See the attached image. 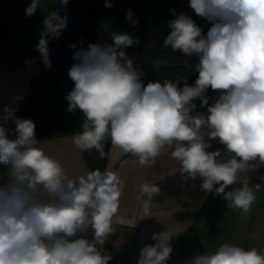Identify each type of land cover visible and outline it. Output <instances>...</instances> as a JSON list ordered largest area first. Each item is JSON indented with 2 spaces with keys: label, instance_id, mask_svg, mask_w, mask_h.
<instances>
[{
  "label": "clouds",
  "instance_id": "clouds-1",
  "mask_svg": "<svg viewBox=\"0 0 264 264\" xmlns=\"http://www.w3.org/2000/svg\"><path fill=\"white\" fill-rule=\"evenodd\" d=\"M69 0H59L66 6ZM105 7L113 5L105 3ZM194 13L211 22L206 35L186 14L167 21L169 34L162 48L195 57L198 73L194 85L181 79L143 82L145 73L125 49L140 43L128 33L113 31L111 42L90 43L76 49L68 71L74 82L66 95L68 111L83 114L81 131L72 142L81 151L95 149L104 158L105 142L149 165L170 150L186 178H202L206 192L223 196L226 207L248 220L256 203L255 191L242 181L250 169L264 164V0H189ZM47 8V0H30L31 17ZM133 26V12L126 22ZM67 27L58 10L44 16L36 45L46 68L51 67L48 44ZM82 42V40H81ZM167 59L154 62L159 70ZM219 93L207 115L192 113L206 93ZM17 109L5 106L0 115V264H109L112 256L102 251L113 233V218L120 208L124 181L111 172L94 170L69 178L61 163L38 145L35 123L18 118ZM15 125L14 138L6 127ZM225 145L208 151L206 141ZM256 162L255 164L252 162ZM261 185L257 183L255 190ZM145 217H151L157 184L141 185ZM93 233L89 239L86 233ZM176 234L153 233L154 244L140 249L137 264H167ZM101 246V247H98ZM188 264H264V250L224 242L214 251L194 256Z\"/></svg>",
  "mask_w": 264,
  "mask_h": 264
},
{
  "label": "crops",
  "instance_id": "crops-1",
  "mask_svg": "<svg viewBox=\"0 0 264 264\" xmlns=\"http://www.w3.org/2000/svg\"><path fill=\"white\" fill-rule=\"evenodd\" d=\"M87 48L86 42L76 49ZM69 49V52L76 50ZM36 50L35 39L25 44L14 41L0 44V61L6 65H18L25 55L33 56ZM35 74L33 65L16 70L0 68V115L4 107L18 109L19 105L31 99L30 79ZM219 93L214 91L208 105L192 113L207 115L208 106L214 104ZM9 122L6 127L9 130ZM10 138H14L10 135ZM71 135L38 139L44 152L58 160L69 178L76 179L92 170L85 160L90 156L93 162L100 157L91 151H81L72 142ZM206 141L211 145L208 151L220 150L222 157H227L225 145L218 139ZM95 150V149H94ZM252 163H256L255 161ZM179 162L171 157L170 150L165 149L154 163L141 166L138 158L121 152L110 146L104 157L101 172L117 174L124 181L120 208L113 218V233L106 239L102 251L110 254V261L117 264H137L140 249L146 244H154L153 233L169 231L176 234L172 240L173 251L167 264H188L194 256L204 251H214L224 242L264 250V164H257L250 169L242 181L230 186H242L247 182L255 191L257 200L253 205L250 218L240 219L239 211L226 207L223 196L214 195L202 189V178H186L179 171ZM4 167L0 165V172ZM157 184L160 193L153 198L151 217H145L142 207L141 185ZM261 185L258 191L255 185ZM101 247V246H99Z\"/></svg>",
  "mask_w": 264,
  "mask_h": 264
},
{
  "label": "trees",
  "instance_id": "trees-1",
  "mask_svg": "<svg viewBox=\"0 0 264 264\" xmlns=\"http://www.w3.org/2000/svg\"><path fill=\"white\" fill-rule=\"evenodd\" d=\"M113 7H105L106 0H79V9L66 29L58 39L49 41V59L57 75L68 85L74 87V82L69 78L68 71L73 64V52H69L70 45H80L98 42H111L110 33L113 31L128 33L134 38H139L140 43L130 46L125 51L130 57H136V64L145 73L143 82L164 79H185L194 85L198 73L194 66L189 68L186 63L182 66L162 65L159 70L153 68L154 62L164 58H183L188 64L196 62L195 57H186L182 53L163 49L162 44L170 32L167 21L174 19L175 14H186L202 29L206 35L211 22L197 16L189 7V0H107ZM30 0H0V38L10 36H31L40 34L43 28L44 16L51 11L58 10L59 15H71L74 0H69L66 6H61L59 0H47V8L37 11L31 17L27 16L25 9ZM131 9L133 19L138 24L133 26L131 21L126 22V13ZM39 38L35 39L36 45ZM82 40V42H81ZM27 39L15 40V44H25ZM33 57H40L37 49L33 56L25 55L19 60L21 64ZM35 74L30 79L32 98L23 101L16 111L18 118L31 119L35 125L37 139H47L57 136L75 134L81 131L80 124L83 114L80 110L69 112L68 102L65 99L70 92L62 87L51 75L46 66L34 64ZM183 86V84L179 85ZM208 92L206 93V95ZM201 105L200 100H194ZM15 125L9 122V133L14 137ZM110 140L107 141L105 149ZM95 153L96 150H90ZM100 157V156H99ZM85 160L92 170H102L104 158L93 162L90 156L85 155Z\"/></svg>",
  "mask_w": 264,
  "mask_h": 264
},
{
  "label": "water",
  "instance_id": "water-1",
  "mask_svg": "<svg viewBox=\"0 0 264 264\" xmlns=\"http://www.w3.org/2000/svg\"><path fill=\"white\" fill-rule=\"evenodd\" d=\"M79 9V0H74V8H73V11L71 13V15L67 18V25L70 23V21L73 19V17L75 16V14L77 13ZM40 37V34L38 35H31V36H10V37H3V38H0V44H3L5 42H10V41H15V40H21V39H27V40H30V39H36V38H39ZM34 64H41V65H44L45 64L43 63V60L42 58L40 57H33V58H30L28 59L27 61L21 63V64H18V65H13V66H9V65H6L4 63H2L0 61V68L2 69H5V70H16V69H19L23 66H30V65H34ZM48 70L50 71L51 75L53 76V78L64 88L68 89L69 91H71L73 89V87H71L70 85H68L67 83H65L56 73L53 65L51 64V67L48 68ZM184 83H187L188 85H190V83L185 80V79H181L180 80V84H184ZM213 90L209 88L208 90V94H207V97H208V101L210 100L212 94H213ZM193 103H195L193 101ZM196 104V103H195ZM197 105V104H196ZM207 105L205 106H201V105H197L196 109L195 110H200V109H203L205 108ZM107 144V141L105 142V146Z\"/></svg>",
  "mask_w": 264,
  "mask_h": 264
},
{
  "label": "rangeland",
  "instance_id": "rangeland-1",
  "mask_svg": "<svg viewBox=\"0 0 264 264\" xmlns=\"http://www.w3.org/2000/svg\"><path fill=\"white\" fill-rule=\"evenodd\" d=\"M87 44V43H86ZM168 63L165 66H182L185 64L186 60L183 58H167ZM111 143L108 144L107 148L105 149V153L107 152L108 147L110 146ZM95 155L99 157V153L96 151ZM106 156V155H105Z\"/></svg>",
  "mask_w": 264,
  "mask_h": 264
},
{
  "label": "built area",
  "instance_id": "built-area-1",
  "mask_svg": "<svg viewBox=\"0 0 264 264\" xmlns=\"http://www.w3.org/2000/svg\"><path fill=\"white\" fill-rule=\"evenodd\" d=\"M86 235H87V237L89 239H92L93 238V233L91 232V230H89V232L86 233ZM98 247H99V245H98ZM109 264H117V263L116 262L109 261Z\"/></svg>",
  "mask_w": 264,
  "mask_h": 264
}]
</instances>
